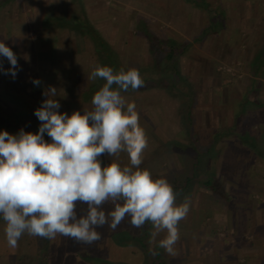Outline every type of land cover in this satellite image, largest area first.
<instances>
[{"label": "rangeland", "instance_id": "374dc122", "mask_svg": "<svg viewBox=\"0 0 264 264\" xmlns=\"http://www.w3.org/2000/svg\"><path fill=\"white\" fill-rule=\"evenodd\" d=\"M207 1L220 13L223 12L224 29L221 31V38L226 39L233 49L229 50L228 58L223 59L228 51L223 52L224 49L220 45L218 50H213L217 41L214 36L213 43H206V39L201 43L194 42L192 48L179 57L183 75L198 93L197 105L202 108L206 104L219 103L213 100L209 92L224 93L229 98L230 106L234 105V99L241 102L245 94L246 96L249 94L247 96L249 101L256 100L264 105V87L259 79L262 77H254L252 74V60L257 52L252 48H259L258 44L264 39V34L260 33L261 30L253 33L252 37L243 42L244 46L241 48L242 37L233 33V21L228 18L227 6L233 0ZM261 1L264 5V0ZM77 3L73 0H14L0 10V41L16 53L19 64L15 78L0 71V99L28 112L34 105L40 107L42 101L48 98L43 94L44 91L49 86H54L57 89L55 99L60 103L59 112L71 115L73 111L82 113L93 109L92 100L84 101L81 94L85 83L90 81L83 77V73L91 71L92 66L97 64L94 42L89 36H81L67 28L46 27L44 24L48 16L64 15L67 18L78 17L81 21L88 20L119 53L122 63L128 68L150 66L154 60L148 50V42L136 30L139 18H144L153 32L161 38H174L179 41H191L200 32L201 27L207 25V15L186 0H78ZM158 4L162 6L165 4L163 8L167 10L171 8V10L167 12ZM249 7V4L244 3L245 16H250ZM252 22L248 20L244 23H249L251 27ZM206 44H209L208 51L210 59L211 57L213 59L212 63L218 64L216 72H221V74L217 73L214 87L206 83L202 74L205 69L201 70L196 64L195 57L205 55L203 46ZM200 46L202 48H199ZM238 60L242 61L241 68L236 67ZM0 64L4 70L11 67L8 60L2 56H0ZM203 64L204 62L199 65L203 66ZM241 73L243 77H252L251 80L244 79L241 84H238L240 78L237 76ZM228 78L233 81V84L224 82ZM34 79L41 82L39 86L32 83ZM221 80L224 84H221ZM252 80L255 81L254 85ZM126 93L123 92L122 95L126 101L136 104L140 119L147 124L142 126L152 129L154 131L152 136H156L162 127L173 129L177 124L186 128L180 115V101L177 97H172L169 92L163 89L147 90L145 99L141 96L131 97L138 92ZM15 100L21 101L22 104ZM169 101H173L171 109L177 114L171 115L166 111L168 105H164V102L169 103ZM157 106L161 109V117H158L154 110ZM198 114H201V117L197 118L201 125L209 123L210 117L207 114L204 112H198ZM246 115V119H251L250 124L254 122L256 125L264 120V106L257 108L253 103H249L246 106ZM2 119L6 120L8 116H3ZM199 123L195 118L194 124L200 125ZM38 125L36 123L34 128ZM251 128L253 132H258V128L254 126ZM0 131L15 134L13 129L7 127L0 126ZM160 132L162 133L161 130ZM161 133L158 135L167 136L166 133ZM200 136L209 137L204 132L200 133ZM147 137L148 147L142 154L140 168L151 172L158 168V164H153L154 161L157 163L158 153H156L157 150H150L152 142L149 139L150 136L147 135ZM188 137L186 129L179 134V138L183 141H188ZM48 140L51 142L50 137ZM259 141L261 143V140ZM163 145L165 148L161 156L165 159V153L170 152L172 145L167 141L163 142ZM221 147L224 153L225 146ZM179 150L186 151L182 147ZM246 151H249V153L244 152L248 154V162L243 169L246 172L245 177H249V180L238 195L234 192L232 203L235 208L225 207L216 200L199 193L197 197H187L190 200V207L196 204L194 209H202V211H198V215L197 211L189 210L186 217L179 222V240L174 245L175 255H170L163 248L158 247V241L166 236V231L159 233L153 240L152 226L147 229L146 224L142 228H134L128 217L116 230H111L107 225L98 228L101 239L92 244L77 243L72 238L60 234H57L54 239H48L25 233L14 248L7 243L4 232L5 223L0 218L1 223L4 224H0L2 227L0 258L6 260L8 256H16L10 259L9 264H39L41 260L43 264H148L149 262L151 264L156 256H159L157 262L163 261L166 264H195L196 261L198 264H262L264 258V161L261 159V162H255L258 158L257 154L249 148ZM184 153L188 154L187 151ZM102 159L106 165L113 161L119 163L121 167L130 165L129 156L123 151L115 157H108L105 154ZM218 167L217 165L216 169ZM154 173L152 176L155 179ZM185 197L182 196L177 200H184ZM85 208V205H80L78 212L82 213ZM104 208L111 210V203L105 204ZM198 219L206 220L207 228L192 229L203 238L197 239L194 256H186L183 252L184 235L187 237L192 232H184L180 226L184 224V221L193 222ZM150 240H152L151 243ZM150 248L158 255L150 254ZM2 264L8 263L2 262Z\"/></svg>", "mask_w": 264, "mask_h": 264}, {"label": "clouds", "instance_id": "9594fccd", "mask_svg": "<svg viewBox=\"0 0 264 264\" xmlns=\"http://www.w3.org/2000/svg\"><path fill=\"white\" fill-rule=\"evenodd\" d=\"M0 56L11 65L4 70L0 64V71L15 78L18 58L3 41ZM97 78L105 83L93 95L91 111L59 112L57 89L49 86L43 93L48 98L34 111L41 122L38 132L0 131V218L7 243L14 248L27 233L48 239L60 234L92 244L101 239L98 228L107 225L116 230L128 217L134 228L150 223L153 240L166 231L158 247L175 255L178 224L189 212L190 200L185 197L177 203L166 178L154 179L150 170L140 168L148 137L136 104L126 101L122 93L140 89L144 80L136 68L117 71L95 64L87 79ZM122 151L130 165L104 163L105 154L115 157ZM108 203L111 210L104 208ZM80 205L86 206L82 213ZM149 252L158 255L151 248Z\"/></svg>", "mask_w": 264, "mask_h": 264}, {"label": "trees", "instance_id": "16d2710c", "mask_svg": "<svg viewBox=\"0 0 264 264\" xmlns=\"http://www.w3.org/2000/svg\"><path fill=\"white\" fill-rule=\"evenodd\" d=\"M14 0H0V10L6 5H10ZM76 4L78 0H73ZM187 2L193 4L198 9L202 10L207 15V25L202 26L200 32L195 35L192 40H182L179 41L174 38H161L159 35L153 32L149 24L144 18H139L136 23V30L143 36L148 42V50L151 53L153 60L152 65H145L141 67H134L139 70L142 79L144 80V86L138 90L129 89L127 92H138L133 94L131 97H140L145 99L147 90L151 89H163L170 93L172 97H177L180 101V115L184 121L185 129L188 133L189 138H191L192 128L194 126V109H199L197 98V91L193 88V85L188 82L186 77L183 75L180 65L179 57L185 55L193 46L194 42H203L205 39L216 37L217 41H221V31L224 29V19L223 12L211 5L207 0H186ZM159 3V2H158ZM161 8L162 4H158ZM160 8V9H161ZM167 12L171 8H163ZM229 18V17H228ZM46 27H53L54 29L67 28L75 31L81 36H89L94 42V52L97 60V64L101 66H110L114 70H119L126 67L121 59L120 55L116 50L108 44V42L101 36V34L92 26L88 20L81 21L78 17L67 18L64 15L58 17H51L45 21ZM136 31V32H137ZM133 68V67H131ZM253 76L264 77V45L257 50L253 60H252ZM91 71H86L83 73V77L87 78ZM254 85L255 81L252 80ZM105 81L101 78H97L95 81H88L85 83L84 90L82 91V99L84 101L92 100L93 95L98 91ZM115 87V85L113 86ZM254 88V87H253ZM252 89V88H251ZM37 91V90H36ZM126 93V92H125ZM145 93V94H144ZM249 95V94H248ZM247 95V96H248ZM246 94L243 96L241 102L234 99V123L231 127L233 136L236 137L242 144L246 145L249 149L254 151L257 155H264V120L261 122L250 124L251 119H246V106L249 103H253L257 108L263 107L264 105L254 101H249ZM247 97V98H246ZM16 101V100H15ZM21 103V101H16ZM22 104V103H21ZM198 106V107H197ZM39 108V105H34L28 112L23 111L19 106L14 107L9 102L6 103L4 100L0 99V126L13 129L15 134H17L21 129L25 132H38L40 121L34 115V111ZM3 116H8V119L3 120ZM253 119V118H252ZM254 121V119L252 120ZM38 123V127L34 128V125ZM254 126L258 128V132H253L251 127ZM230 131V132H231ZM14 134V135H15ZM223 134L221 129L214 130L213 140L217 139L219 135ZM45 140H48L47 134H45ZM261 140V143L260 141ZM191 145L198 144L199 139H190ZM214 142L209 144V147L202 149L200 145L195 148V166L197 167V183L202 187L210 190L219 200L229 206L233 205L231 196L228 195L225 189L224 183L215 174L213 168L207 166L210 158H215V154L212 152V147ZM206 165L207 170L204 178L201 177L200 168ZM215 169V168H214ZM193 181L190 178L187 183ZM185 187L179 186L175 183L173 189L175 193H181ZM147 224V229L151 226L150 223ZM145 224V225H146ZM154 258V257H153ZM159 256H156L151 264H166V262H157ZM39 264H43L42 260ZM150 264V262L148 263ZM264 264V258L262 260Z\"/></svg>", "mask_w": 264, "mask_h": 264}, {"label": "crops", "instance_id": "0c3cea01", "mask_svg": "<svg viewBox=\"0 0 264 264\" xmlns=\"http://www.w3.org/2000/svg\"><path fill=\"white\" fill-rule=\"evenodd\" d=\"M244 3L250 5L248 9L250 16H245L246 13L244 14L243 12ZM262 3L263 1L261 0H258V1L257 0H235V1L233 0L227 6L228 17L230 18L231 21H233V27H232L233 33L238 36L240 35L242 37L241 43L243 45L241 44L240 46L241 48H243L244 46L243 42H245V40L248 39L249 37H252L251 35L253 33L258 32V30H261L262 32L260 33L264 34V5H262ZM248 20L253 21L251 27L249 26V23L247 24L244 23L245 21L247 22ZM206 43H213L212 37L206 39ZM228 44L229 43L226 41V39L221 40V41H216V45H215L216 47L215 48L213 47V50L215 49L218 50L219 45L223 47L224 51L223 49H221L223 52L228 51L226 52V56L223 57V59H225L229 53V50L233 49V47H230V44L228 46ZM263 44H264V39L261 40V42L258 44V47L259 48L262 47ZM206 45L203 46V50L206 52L204 53L205 55L203 57L202 56L195 57L196 62H197L196 64L198 68H201V70L205 69V72H202V74L204 75L205 81H207L206 82L207 84L210 83L211 86H213V85H216L215 80L217 79V73L221 74V72L220 73L216 72V70H218V67H217L218 64L215 62L212 63L213 59L212 57L210 59L209 57L210 52L208 51L209 44L207 46ZM199 48H202V46H200ZM259 48H252V49L254 51H257L259 50ZM202 62H204V64L203 66L202 65L200 66L199 64H202ZM241 64H242V61L238 60L236 67L241 68L240 66ZM237 78H240L238 84H241L244 81V79L250 81L252 77L251 78H249L248 76L243 77V74L241 73V75H238ZM259 79L261 81L262 87H264V77L259 78ZM224 82L226 84H229V83L233 84V81L230 80L229 78L225 79ZM217 84L220 85V83H217ZM221 84H224L222 80H221ZM208 94H210L211 97L213 96V100L215 101L217 100V102L219 103L215 102L216 104L215 103L206 104V105H203L202 108L195 109L193 111L194 122L196 118L197 122L199 123L197 118L201 117V114H198V112H204L205 114H207V116L210 117V119L208 120L209 123L205 125H201L200 123H199L200 125L194 124L192 128L191 138L194 140L198 138L199 139L198 144H195V142H193L194 145H191L192 141H190L191 138L189 137H188V141H183L182 139L179 138V134H182V132L185 130L180 125H178L180 128L177 126V124L173 127V129H166L165 127L160 128L158 130V134L161 133V132L159 133L160 130L162 131V133L167 134L166 137H163L161 135H158L156 132L155 133L157 135L155 136L154 135L155 133H154L153 134L154 136H152L151 134L154 131L152 129L149 130V128H145L144 126H142L143 124L147 125L146 122L143 121V119H140L139 123H140V126L145 130L146 135L150 136L149 139L152 142V147L150 150H157L156 153H158L157 163L156 161L153 162V164H158V168L155 169V171H151V173L153 174L155 172L154 173L155 178H160V177L166 178L173 187L175 183L179 184V186L185 187L181 193H177V199L182 198V196L183 197L185 196L186 197H197V193H199V194H203L204 197H209L210 199L216 200V202H219L221 205L225 207H229L228 204L224 203L222 200H219L218 197L215 196L210 190L202 187L201 185L197 183V179H195V177L197 176L196 174L197 167L194 164L196 160L195 148L197 147V145H200L202 149H206L207 147H209V144L214 142L213 140L214 130L221 129L223 134L217 137V139L214 142V146L212 147V152L215 154V158L213 159L210 158L207 166H210L211 169L213 168V170L215 171V174L224 183L226 192L228 193L229 196H231V198L235 196L234 195L235 193L236 195H238L240 193V190H243L245 188L246 186L245 184L247 180H249V177H245L246 172L243 169L248 162V159H247L248 154L246 155L244 154V152L249 153V151H246L248 150V147L242 144L236 137H234L232 135L233 132L230 130L234 123L235 113H234L233 107L230 106L228 102L229 98L224 93H220L222 96L219 93L215 94V92L214 93L209 92ZM165 104L168 105L166 109L168 113H170L171 115L177 114L176 111L171 109L173 105V101H169V103L164 102V105ZM154 110L156 111V114L158 115V117L162 116L161 111H160L161 109L159 106H157V108H154ZM213 118H215V120H213ZM202 132L208 134L209 137H204L205 140H203L204 139L203 136L202 137L200 136V133ZM162 139H164L165 141H163ZM166 141L171 143L172 147H170L171 148L170 152L165 153V159H166L165 161V159H162L163 156L161 155L163 154L164 148H165V146L163 145V142H166ZM222 145L225 146L224 153L222 151V147H221ZM181 147L183 150H186L188 154L184 153L186 151L179 150ZM256 156H258L257 158L258 160L256 159L255 162L256 161L261 162V159L264 161V155H256ZM217 165L219 167L216 169ZM207 166L203 165L200 168V172L202 173L201 177L203 178H204V175L206 174ZM190 178H192L193 181L191 180V182L187 183L188 181L186 180H189ZM183 201L184 200H181V201L177 200V203H182ZM194 207H190V210H191L190 212L197 211L199 215L198 211H202V209L196 210L194 209ZM231 207H233V205H231ZM234 208L235 207H233L232 209ZM0 224H3V223H1L0 221ZM206 225H207L206 220L201 221L200 219H198L197 221H193V222L184 221V224L182 225L183 227L180 226L181 228H183L184 232L189 231V232L194 233V234L190 233V235H188L187 237L183 234L184 235L183 252L185 253L186 256H194L196 252L195 246L197 245V239H199V237H202V235L200 236L199 234L194 232V230H198L199 228L203 229L204 227H206ZM256 226L257 225L255 224L254 227L256 228ZM1 228L2 227L0 226V229ZM196 234L198 236H196ZM205 240H207V238H205ZM12 257L14 258L16 256H8L6 260L0 258V263L2 264V262H5L9 264L10 259ZM19 257L20 256H18V258ZM195 264H198V261H196Z\"/></svg>", "mask_w": 264, "mask_h": 264}]
</instances>
